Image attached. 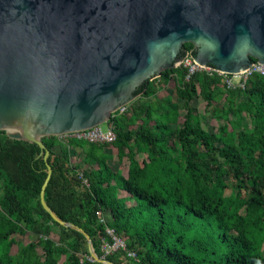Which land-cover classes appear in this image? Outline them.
Masks as SVG:
<instances>
[{"label": "trees", "instance_id": "trees-1", "mask_svg": "<svg viewBox=\"0 0 264 264\" xmlns=\"http://www.w3.org/2000/svg\"><path fill=\"white\" fill-rule=\"evenodd\" d=\"M183 49L194 55L192 44ZM171 79L183 105L158 97ZM222 79L204 71L189 75L184 65L164 71L138 90L141 103L111 115V144L41 139L52 169L44 200L60 220L89 235L99 258L113 264H264V75L251 73L244 88H227ZM194 99L204 102L203 114L190 106ZM207 112L217 123L211 133L203 128ZM108 150L126 159V175L108 166ZM46 177L38 146L0 131V264H100L90 260L81 233L54 222L41 206ZM106 227L125 238L137 262L123 252H102ZM27 234L37 240L13 255L14 237Z\"/></svg>", "mask_w": 264, "mask_h": 264}, {"label": "water", "instance_id": "water-1", "mask_svg": "<svg viewBox=\"0 0 264 264\" xmlns=\"http://www.w3.org/2000/svg\"><path fill=\"white\" fill-rule=\"evenodd\" d=\"M193 62L235 76L251 59L264 66V0H0V131L38 146L47 177L44 137H62L106 124L138 90L180 67L184 44Z\"/></svg>", "mask_w": 264, "mask_h": 264}, {"label": "built area", "instance_id": "built-area-1", "mask_svg": "<svg viewBox=\"0 0 264 264\" xmlns=\"http://www.w3.org/2000/svg\"><path fill=\"white\" fill-rule=\"evenodd\" d=\"M189 59L191 58H189V54H187V56H185L184 61L182 63V65L188 68L189 75L195 72L204 71L209 74L217 73L220 76H229L222 73H218L211 67L210 68L200 67L196 65L193 62V60H190L191 62L188 63ZM253 72L264 75V66H260L258 64H252L251 68L248 71L239 75H235L238 76L239 78L236 85H232L231 83L226 82L227 88H236V87L244 88L247 77ZM186 79H188V76L186 77ZM127 109L128 106L119 109L117 112H119L120 114L126 113ZM106 125H107V129L104 132L101 130L100 126H98L96 128L87 131H81V132L65 135L62 136L61 138L64 139L76 138L78 140H86L90 143L111 144L115 141V130L112 125L108 124V122L106 123ZM80 178L82 179V187L88 186L87 181L84 178H82V175H80ZM97 217L101 224L106 225L108 219L107 216L104 215V213H102L101 211L97 212ZM105 232L108 239H103L101 244V250L105 255H113L118 252H123L128 261L137 262L136 252L133 250L126 249L125 238L117 236L113 230L107 227L105 229Z\"/></svg>", "mask_w": 264, "mask_h": 264}, {"label": "rangeland", "instance_id": "rangeland-1", "mask_svg": "<svg viewBox=\"0 0 264 264\" xmlns=\"http://www.w3.org/2000/svg\"><path fill=\"white\" fill-rule=\"evenodd\" d=\"M188 54H189V58H191V59L188 60V63H190L191 62L190 60H192V57H190L191 56L190 53H188ZM185 56H187V54H185ZM222 78H223L222 79L223 84L226 85V86H227L226 82H229L232 85H236L237 82H238V79H239L238 76H230V77H228V76H222ZM175 87H176L175 80H172L171 79L170 82H169V84H168V86L166 87V89L163 92H161L158 95V97L159 98H162V99L165 98L166 100L168 99L172 103H176V104H179V105H183V103H184L183 100L178 99L177 96H176V94H175ZM148 101H153V99H149ZM141 102H142V95H140L131 104L138 105ZM222 104H223V100L220 101L216 105H220L221 106ZM190 106L196 108L197 110H199V112L201 114L204 113V102L201 99H194V101L191 103ZM128 107H129V105H128ZM179 113H180V116H181V119H182V117L185 115V111L183 109H181ZM216 126H217L216 121H214V119L212 118L210 112H207L205 114V119L203 121V128L206 131H208V132L211 133V132L214 131V129H215ZM100 128L104 132L107 129V125L106 124H102V125H100ZM144 157L145 156H140L139 155V156H137V159L138 160H141V159H144ZM76 163H77V160L76 159L72 160V164H76ZM116 164L117 165H114V168L120 169V171L124 175H126L127 169H128V163H127L126 159H124L122 161H116ZM226 194H229V191H227ZM14 239H15L16 244L11 249V253L13 255L16 254V252L18 251V248H20L22 246H25V245H27L30 242H35L37 240V237L35 235H32V234H27L24 237L15 236ZM37 252H38L39 256L42 257L43 253H42V251H41L40 248H37ZM62 261H63V259H62ZM62 261H60V263Z\"/></svg>", "mask_w": 264, "mask_h": 264}, {"label": "crops", "instance_id": "crops-1", "mask_svg": "<svg viewBox=\"0 0 264 264\" xmlns=\"http://www.w3.org/2000/svg\"><path fill=\"white\" fill-rule=\"evenodd\" d=\"M107 154H109V155H111V159L108 161V166L113 170V171H115V172H121L120 171V169H118V168H114V165H117L116 164V161H118V159L116 158V156L115 155H112V152H110L109 150L107 151ZM75 159V158H74ZM73 158H72V160H74Z\"/></svg>", "mask_w": 264, "mask_h": 264}, {"label": "flooded vegetation", "instance_id": "flooded-vegetation-1", "mask_svg": "<svg viewBox=\"0 0 264 264\" xmlns=\"http://www.w3.org/2000/svg\"><path fill=\"white\" fill-rule=\"evenodd\" d=\"M185 52H184V49L182 50V53H181V57H184L185 56Z\"/></svg>", "mask_w": 264, "mask_h": 264}]
</instances>
